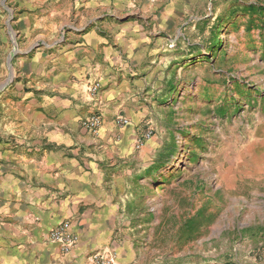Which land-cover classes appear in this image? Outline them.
Masks as SVG:
<instances>
[{
  "label": "rangeland",
  "instance_id": "374dc122",
  "mask_svg": "<svg viewBox=\"0 0 264 264\" xmlns=\"http://www.w3.org/2000/svg\"><path fill=\"white\" fill-rule=\"evenodd\" d=\"M65 1L0 0V104L25 57L65 38ZM172 1L176 15L151 35L149 88L129 99L140 121L126 129L122 155L107 142L117 192L130 198L120 236L135 239L140 264H184L203 249L235 264L238 246L264 247V0ZM170 2L158 7L162 20ZM147 130L153 136L137 147Z\"/></svg>",
  "mask_w": 264,
  "mask_h": 264
},
{
  "label": "crops",
  "instance_id": "0c3cea01",
  "mask_svg": "<svg viewBox=\"0 0 264 264\" xmlns=\"http://www.w3.org/2000/svg\"><path fill=\"white\" fill-rule=\"evenodd\" d=\"M163 1L66 0L65 38L25 57L20 80L0 104V264H95L96 255L112 256L109 264H140L135 239L128 231L120 236L130 198L117 192L116 151L107 142L123 149L132 135L126 129L140 121L141 107L129 99L149 88L151 35L169 26L178 5L171 0L162 20ZM95 81L99 105L89 92ZM94 112L103 118L97 132L82 124ZM120 115L131 123L119 128ZM64 221L78 235L68 252L50 238ZM261 244L238 246L233 262L264 264ZM184 264L225 262L206 259L203 249Z\"/></svg>",
  "mask_w": 264,
  "mask_h": 264
},
{
  "label": "built area",
  "instance_id": "2783aa9c",
  "mask_svg": "<svg viewBox=\"0 0 264 264\" xmlns=\"http://www.w3.org/2000/svg\"><path fill=\"white\" fill-rule=\"evenodd\" d=\"M101 83L95 81L90 85L89 92L92 96V99L96 103L101 104L102 100L100 97ZM103 118L100 113L94 112L91 115L84 118L82 124L85 128L92 132H97L101 127ZM116 122L119 126L125 127L130 124V121L127 117L119 116L116 119ZM153 136V130H147L139 134L136 140V146L142 147L145 142ZM50 238L60 244L64 252L71 250L78 242V235L71 230V224L68 221L61 222L56 227H54L50 232ZM95 264H109L112 263L114 258L110 255H96L94 257Z\"/></svg>",
  "mask_w": 264,
  "mask_h": 264
},
{
  "label": "water",
  "instance_id": "95a60500",
  "mask_svg": "<svg viewBox=\"0 0 264 264\" xmlns=\"http://www.w3.org/2000/svg\"><path fill=\"white\" fill-rule=\"evenodd\" d=\"M12 57H13V54H11L10 59H9V61H10V68H11V77H10V80L13 77V73H12V63H11ZM6 85H7V82H5L4 84L0 85V91L2 89H4Z\"/></svg>",
  "mask_w": 264,
  "mask_h": 264
}]
</instances>
